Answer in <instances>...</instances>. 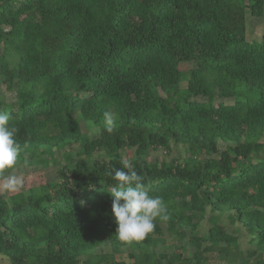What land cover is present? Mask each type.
Returning a JSON list of instances; mask_svg holds the SVG:
<instances>
[{
    "label": "trees",
    "instance_id": "1",
    "mask_svg": "<svg viewBox=\"0 0 264 264\" xmlns=\"http://www.w3.org/2000/svg\"><path fill=\"white\" fill-rule=\"evenodd\" d=\"M247 10L262 17L264 0H0V113L28 144L18 164L30 155L46 165L45 148L81 146L78 161L63 154L56 181L21 191L25 200L10 205L0 193V256L9 264H213L217 254L264 264V35L248 42ZM179 147L182 160H150L152 150ZM122 159L169 216L131 245L115 236L108 190L116 181L105 174ZM207 210L228 214L237 234L213 220L198 235ZM167 240L172 253L152 249ZM105 243L113 252L97 253Z\"/></svg>",
    "mask_w": 264,
    "mask_h": 264
},
{
    "label": "clouds",
    "instance_id": "2",
    "mask_svg": "<svg viewBox=\"0 0 264 264\" xmlns=\"http://www.w3.org/2000/svg\"><path fill=\"white\" fill-rule=\"evenodd\" d=\"M12 119L9 113H0V192L17 193L24 186L23 174L9 169H17L18 157L28 147L17 140L18 129L9 127ZM106 130L112 133L115 128L116 114L112 111L103 113ZM123 168H113L105 174L116 181L109 191L112 197V214L116 223V238L124 244L131 245L147 238L155 229L154 221L159 218L167 222L168 208L159 196L149 195L145 177L138 174L132 164L122 159ZM23 167H28L25 160Z\"/></svg>",
    "mask_w": 264,
    "mask_h": 264
},
{
    "label": "rangeland",
    "instance_id": "3",
    "mask_svg": "<svg viewBox=\"0 0 264 264\" xmlns=\"http://www.w3.org/2000/svg\"><path fill=\"white\" fill-rule=\"evenodd\" d=\"M246 17H247V40L248 42H254L258 41L260 42L262 40V37L264 35V13L263 16L260 18L253 17L250 13L249 10L246 11ZM192 65H181V69L184 71H189L192 69ZM185 86V84H184ZM99 135L98 130H89V136L93 139ZM264 140V139H263ZM222 145V148L225 149L227 147V144L224 142H220ZM183 149L181 147L179 148H174L173 152L171 154H166L165 151L162 149L158 150H152L151 151V156L150 160L152 161H172L173 159L178 158L179 160H182L183 157H185V153L182 151ZM46 154H45V159H47L46 165L41 163L38 164L36 163L39 161V158H32L30 155H27L25 157V160L28 162V167L24 168L23 163H20L17 165V169L12 170L16 171L17 174L22 173L24 180V188L23 190H20L19 192L15 193L16 195L12 197L14 193H11L8 195V193L0 192L2 194H6L5 197L10 198V205H14L16 201L19 200H25V194L22 195L21 191H24L27 189V186H37L42 180L45 181H56L58 178V167L62 164H64V157L63 154L68 151L70 154L73 156V158L78 161L80 158L78 156L79 152L81 151V146L78 145H72L69 146L67 149L58 151L56 148H51L47 147L45 148ZM133 154V151L127 152V157H130ZM41 159V158H40ZM7 175V174H6ZM217 222H222L227 225H229L231 231L233 234H237L235 231V228L238 227V225H232L230 221L228 220V214L226 213H212L210 210H207L204 221L201 225V228L198 231V235H202L203 233L207 232L209 228L213 227L214 221ZM247 233L245 232L244 229H241V232H239V242H238V248L239 250H246L249 246L247 244ZM173 243L172 241L170 242L167 240L166 244L163 245H157L155 248H152L156 252H168L172 253L174 250V245L171 244ZM183 245L185 247V255L188 257L191 254L194 253V249L192 246L189 244V240H184ZM131 251L130 248L124 247L121 250V254L119 258L127 260V255ZM112 253V247L109 244H104V247L99 250L97 253ZM213 260L211 261L213 264H234L237 262V258L232 259V257H223L220 258L217 256V254H214L212 256ZM0 264H9V261L3 257L0 256ZM238 264V262L236 263Z\"/></svg>",
    "mask_w": 264,
    "mask_h": 264
}]
</instances>
